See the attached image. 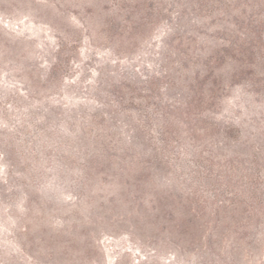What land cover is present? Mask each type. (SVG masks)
<instances>
[{"label":"rangeland","instance_id":"1","mask_svg":"<svg viewBox=\"0 0 264 264\" xmlns=\"http://www.w3.org/2000/svg\"><path fill=\"white\" fill-rule=\"evenodd\" d=\"M0 264H264V0H0Z\"/></svg>","mask_w":264,"mask_h":264}]
</instances>
